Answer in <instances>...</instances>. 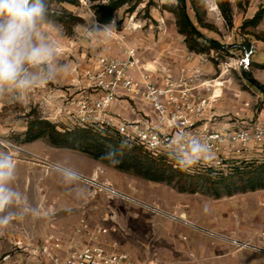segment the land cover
I'll return each instance as SVG.
<instances>
[{
	"label": "rangeland",
	"instance_id": "374dc122",
	"mask_svg": "<svg viewBox=\"0 0 264 264\" xmlns=\"http://www.w3.org/2000/svg\"><path fill=\"white\" fill-rule=\"evenodd\" d=\"M109 1L45 0L46 15L38 22L34 43L50 47L53 55L42 64L24 66V74L37 81L34 86L0 87V140L15 146L4 147L14 148L18 156L35 158L22 148L33 142L23 141L28 121L40 115L59 125L71 124L60 107L80 91L81 70L99 55H120L127 46L138 49L159 81L166 74L176 82L184 76L194 78L197 70L204 79L214 78L220 65H228L224 74L228 81L214 107L219 121L227 122L236 113L240 121L250 120L264 107V93L247 79L251 72L264 84V0H241V5L229 0L230 20L218 0H185L184 8L201 33L223 45L208 48V42L199 37L200 47L206 48L197 52L188 48L178 31L179 0H125L110 22L101 23L97 10ZM259 11L261 15L252 19ZM93 21L102 28L109 26L110 34L89 35L86 29ZM248 43L250 64L243 67L239 61ZM39 139L40 144L47 141ZM68 153L87 176L68 167L62 170L89 185L94 205L88 221L110 227L105 236L110 246L150 264H264V252L239 245L246 239L259 243L264 230V188L230 195L221 188L219 196L204 187L190 192L180 190L175 181L149 180L116 168L112 161L77 150ZM247 158L264 159V143L256 145ZM93 176L95 181L89 179ZM98 183L118 193L110 195Z\"/></svg>",
	"mask_w": 264,
	"mask_h": 264
},
{
	"label": "built area",
	"instance_id": "2783aa9c",
	"mask_svg": "<svg viewBox=\"0 0 264 264\" xmlns=\"http://www.w3.org/2000/svg\"><path fill=\"white\" fill-rule=\"evenodd\" d=\"M251 52L252 46L249 50L244 47L239 61L243 67L250 64ZM226 68L228 65H220L219 74L209 79H204L197 70L194 78L184 76L176 82L166 74L159 81L138 49L127 46L120 55L101 54L84 67L77 79L80 91L60 107V112L72 122L65 124L69 128L109 129L125 142L142 146L153 156L166 154L183 159L198 142L211 149V159L198 164L226 167L232 160L247 158L256 145L264 143V107L250 120L240 121L236 113L224 124L215 123L218 115L214 107L228 81L224 76ZM2 145L15 147L9 142ZM52 166L66 169L55 163ZM79 175L85 177L82 173ZM89 179L95 181L96 177ZM97 185L108 190L110 195L118 193L111 186ZM109 230L110 227L101 224L91 225L83 217L67 248L62 236L56 234H48L31 245L16 241L15 247L49 264H150L110 246L105 237ZM258 241L257 244L253 239H246L239 245L264 252V230ZM11 258L10 251L0 255V264H8Z\"/></svg>",
	"mask_w": 264,
	"mask_h": 264
},
{
	"label": "trees",
	"instance_id": "16d2710c",
	"mask_svg": "<svg viewBox=\"0 0 264 264\" xmlns=\"http://www.w3.org/2000/svg\"><path fill=\"white\" fill-rule=\"evenodd\" d=\"M178 17V31L185 36V42L191 51L203 50L199 37L208 42V48H221L223 45L215 38L204 36L190 19L183 3ZM241 5V0H235ZM249 2L250 0H245ZM125 0H110L100 5L97 19L101 23L112 20V14ZM224 15L230 20L229 0H218ZM264 11V7H262ZM261 15V11L252 19ZM76 20V19H74ZM249 50L250 44L244 45ZM264 93V84L260 88ZM24 142H32L39 138H46L51 144L72 150L84 152L100 160L118 161L115 167L134 172L137 175L153 181H175L180 190L194 192L199 188L212 189L217 196L220 194H234L247 190L264 188V159L242 158L228 162L226 167H212L197 164L191 168H181L177 163L179 157L166 154L153 156L142 146L125 142L118 134L109 129L98 130L93 127L59 125L40 115L33 116L28 121L24 131ZM115 152V156L108 155ZM221 188L223 192L221 191Z\"/></svg>",
	"mask_w": 264,
	"mask_h": 264
},
{
	"label": "crops",
	"instance_id": "0c3cea01",
	"mask_svg": "<svg viewBox=\"0 0 264 264\" xmlns=\"http://www.w3.org/2000/svg\"><path fill=\"white\" fill-rule=\"evenodd\" d=\"M215 123L224 124L218 118ZM39 140L28 143L27 149L22 147L29 155H36L35 158L18 156L14 148L0 145V152L9 155L15 165L5 186L17 194L13 203L0 213L10 217L9 224L0 228V255L12 253L8 264H49L17 249L16 241L31 245L48 234H56L62 236L67 248L75 238L74 230L80 219L90 220L93 211L90 187L84 179L52 166L55 163L66 169L79 170L85 176L86 172L76 167L68 155L72 149L55 146L48 140L41 143L42 147Z\"/></svg>",
	"mask_w": 264,
	"mask_h": 264
},
{
	"label": "clouds",
	"instance_id": "9594fccd",
	"mask_svg": "<svg viewBox=\"0 0 264 264\" xmlns=\"http://www.w3.org/2000/svg\"><path fill=\"white\" fill-rule=\"evenodd\" d=\"M46 15L45 0H0V87L15 86L26 89L36 84L31 76L25 75L26 64L39 65L53 55L46 45L34 43V34L38 22ZM89 35L106 31L110 34L109 26L103 28L95 21L86 29ZM41 83H49L41 79ZM7 141L0 140V144ZM211 149L195 143L191 154L185 156L177 164L184 169L196 166L202 160L211 159ZM108 155L114 157L115 152ZM113 163H117L115 159ZM15 170L12 158L0 152V213L13 203L16 193L5 186ZM10 222L9 215L0 214V228Z\"/></svg>",
	"mask_w": 264,
	"mask_h": 264
},
{
	"label": "water",
	"instance_id": "95a60500",
	"mask_svg": "<svg viewBox=\"0 0 264 264\" xmlns=\"http://www.w3.org/2000/svg\"><path fill=\"white\" fill-rule=\"evenodd\" d=\"M247 79L251 82V83H253L256 87H258L259 89L262 87V85L263 84H261L257 79H255L253 76H252V74H251V72H248V74H247Z\"/></svg>",
	"mask_w": 264,
	"mask_h": 264
},
{
	"label": "bare ground",
	"instance_id": "6f19581e",
	"mask_svg": "<svg viewBox=\"0 0 264 264\" xmlns=\"http://www.w3.org/2000/svg\"><path fill=\"white\" fill-rule=\"evenodd\" d=\"M184 215H185V213H184Z\"/></svg>",
	"mask_w": 264,
	"mask_h": 264
}]
</instances>
